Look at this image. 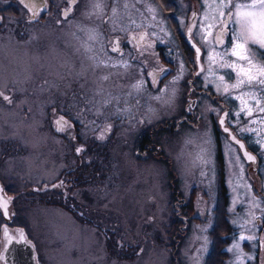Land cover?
I'll return each mask as SVG.
<instances>
[{
  "label": "rangeland",
  "instance_id": "1",
  "mask_svg": "<svg viewBox=\"0 0 264 264\" xmlns=\"http://www.w3.org/2000/svg\"><path fill=\"white\" fill-rule=\"evenodd\" d=\"M97 2L98 0H77L74 6L82 12L84 18H95L93 25L83 28L85 37L101 33V22L94 8ZM110 4L111 10H103L101 14L110 16L103 21V26L109 27L111 23L117 21V29L112 30V34L125 36L130 31L132 8L139 15L146 12L162 14L153 4L144 0H117L116 4L124 9V12L112 18L113 9L116 10L114 0H110ZM61 5H65V0H53L54 10L60 11ZM179 5L181 7V4ZM15 14L18 15L17 5L10 13V15ZM10 15L6 16V20L11 18ZM87 22L90 25L89 20ZM61 24L62 32L66 29L72 34L74 32L72 27L80 22L77 16H70ZM29 25L38 26L34 22ZM233 29H238V25L233 24L230 37L226 39L223 47L207 51L206 59L224 50H231ZM49 30H55L54 24H51ZM203 35L201 31L202 39ZM38 37L41 35L28 34L23 40L10 41L8 36L2 34L0 28V91L8 93L6 95L12 100L8 103L0 97V131L2 132L0 136L10 137V145H17V150L9 153L15 159V173L4 169L7 173L0 172V179L3 176L8 187L12 189L10 193L14 196L16 217L26 223L31 219L37 221L33 223V232L30 233L34 236L39 264H168L169 251L159 240L165 233L160 235L159 231L162 222L168 219L166 208L171 202L172 195L173 198L175 195L172 194L170 183L175 191L178 190L182 194L187 203L193 198L189 190L192 187L194 189L195 208L184 205L186 207L183 209L187 222L194 224L186 231L185 242L180 246L183 262L202 264L201 257L208 248L205 234H208L207 228L214 222L217 203L215 188L223 184L227 198L224 208L226 229L221 224L222 227L218 231L229 234L225 250L227 255L230 253V258L227 261L225 259V264H258L264 240V123H261L264 113L254 110L251 116L245 114L237 116L236 113L240 111V101L234 97L240 90H232L228 121L234 128V133L254 154V171L249 170L251 163L241 158L228 135L221 131L218 132V136L215 135L208 123L211 120L213 126L216 124L214 118L216 111L212 108L211 113L201 114L202 124L195 128L179 126L175 132L163 129L154 131L152 137L158 139L164 158L155 157L150 151L146 154L150 156V161L145 163L136 162L146 155L136 153L135 149L138 134L147 132L154 116L151 114L144 125H139L130 120L125 121L124 116H121V122L118 123L114 121L115 116L97 115L96 117L104 123L112 121L111 132L107 136L104 134L103 139L97 140L98 161L87 162H93L94 166L98 162L99 168L103 163L106 168H103V171L100 169V172H103L104 178L98 185V195L90 191L89 185L84 189L75 188L73 192L76 199L73 202L77 203V207L75 212H70L60 206L64 201L67 204L65 199L67 186L63 171L67 165L72 166L78 161L70 160L73 150L63 156L56 153L55 149L58 140H66L69 133L78 137V134L71 129L72 118L76 117L74 114L76 112L65 103L67 86L65 79L61 77L64 74L65 64L55 61L54 56H62L74 42L68 37L63 43V49H59L57 44H52L53 54H42L33 44ZM103 41L104 39L101 38L90 43L92 47H97ZM32 44L34 50L30 48ZM256 46L264 51V48ZM249 53L254 63L264 65L250 48ZM233 59L235 57H230L226 62L230 63ZM216 60L219 63L218 56ZM54 65L55 72L50 69ZM210 67L206 66L202 76L208 74L207 69ZM212 71L218 83L221 76L226 83L227 80H230V84L235 82L236 75L229 69L223 70L217 65L212 66ZM70 83V92L74 94L71 97H78L77 86H73L72 80ZM217 85L213 83L215 89ZM25 88L31 92L26 93ZM253 91L258 97L264 95L258 88H254ZM36 92L42 94V103L37 104L36 107L37 115L34 117L30 115L28 119L19 118L20 114L26 116L31 112V98L27 95ZM217 93L223 98L221 92L217 91ZM75 99L79 102V98ZM224 99L226 100L227 97ZM261 104L264 105V99L261 100ZM205 105V101L200 99L203 110ZM250 107L255 108V105L250 103ZM39 110L40 115H38ZM61 119L66 122L60 125L63 130L53 129L52 125H56ZM69 128L71 131H68ZM243 129L255 131H242ZM108 139L113 143L108 145ZM17 141L21 144L19 145ZM3 142L5 141L2 140L0 143V158ZM218 149L221 153L219 162L215 156ZM124 153L126 155H121ZM165 157L169 160V165ZM3 158L4 156L2 160ZM107 160L111 161L104 163ZM8 165L9 160H6L3 168ZM168 166L173 174L168 171ZM113 168L119 171L116 181V171ZM219 168L221 179L217 177ZM0 170L2 171V167ZM74 173L75 170L71 169L70 174ZM96 176L97 173L93 171L88 180ZM32 188L41 191L40 196L43 199L48 197L49 204H45L47 203L45 200L40 202L39 194ZM181 200L176 198V203ZM13 205L10 202L8 208ZM177 210L181 211L180 208ZM170 223L171 220L167 224ZM101 225L113 227V230L108 228L101 231L103 227ZM109 230L114 237H118L117 251L115 253L112 251L111 254L105 250V232H110ZM241 236L253 237V239L241 240ZM109 239L111 240V236ZM256 240H259L261 246L257 260L254 255ZM236 244H239V248L234 247Z\"/></svg>",
  "mask_w": 264,
  "mask_h": 264
},
{
  "label": "flooded vegetation",
  "instance_id": "2",
  "mask_svg": "<svg viewBox=\"0 0 264 264\" xmlns=\"http://www.w3.org/2000/svg\"><path fill=\"white\" fill-rule=\"evenodd\" d=\"M144 1L153 4L162 14L146 12L143 15H139L135 9H130L132 18L129 24L131 29L124 36L112 34V30L117 29V21L111 23L109 27L103 26V21L110 16L102 15V12L98 13L96 11L101 22V33L95 35L96 40H89L88 37H85L82 30L93 25L95 18H84L82 12L74 8L77 0H74V2L73 0H65V5L60 6V11L54 10L53 0H44L43 3L40 0H24V3L19 0V5L24 11L18 9V15H10L11 12L8 13L4 9L6 5L4 0H2V26L0 28L2 29V34L5 37L8 36L10 41L23 40L27 38L28 34L41 35V37L35 39L33 44L36 46V50L42 54H53L51 50L52 44H57L59 49H63V43L67 41L68 37L74 42L71 48L69 49L68 47L62 56H54L55 61L65 64L64 74L61 76L65 79L67 86L65 103L76 112L74 113L76 117L72 118L73 126L71 129L78 134V137L69 133V137L66 140H58L57 149H55L56 153L63 156L68 155L73 150L70 160L78 161L72 166L67 165L63 171V178L67 186L65 198L69 199L70 203L71 199H76L73 190L78 187H83L84 189L89 185L90 191L98 195L100 182L89 181L81 183L80 181V177L86 176V162L98 161L97 140L100 139L99 137L102 133L104 136V134H108L111 131L112 121L104 123L96 117L97 115L115 116L114 121L118 123L121 122V116H124L125 121L130 120L139 125H144L152 114L154 116L152 124L149 125L147 132L138 134L137 148L135 149L136 153L146 155L150 151L156 150L159 153L161 150L158 139H153L152 137L153 131L161 130L166 126L168 130H171L180 124L193 126L198 119L195 115L205 112L211 113L215 105L219 109L216 119L220 112L226 109L224 98H230V96L223 95V100L215 97L216 93L210 87L213 75L208 73L206 76L200 77V74L206 71V66L216 67L218 63H213L211 60L205 63V60H202L199 66L198 62L200 61L195 56L191 41L192 39L197 42L193 34L195 30L201 29L205 13H211L212 9L208 5L211 4L212 0ZM243 1L251 0H235V3L244 4ZM116 2L117 0H114L116 14L112 18L118 17L124 12V9L119 8ZM218 2L219 0H217ZM25 3L36 5L34 18L33 12L25 7ZM102 4L104 11L111 10L110 0H103ZM179 4H181V7ZM69 8L71 11L65 17L64 12ZM194 13L196 14L195 16L193 15ZM7 15H10L11 18L6 20ZM70 16H77L80 22V24L72 27L74 31L72 34L66 29L65 32H62L63 26L61 24L63 20ZM88 20L90 25L87 24ZM33 22L38 24V26L29 25V23ZM212 22L209 21V23ZM51 24H54V31L49 30ZM219 26V22L216 23L212 37H214V32ZM141 34H146L143 41L139 40ZM151 34L157 36L151 37ZM132 37H136V39L133 40ZM101 38L104 41L99 46L92 47L90 42L99 41ZM117 40L119 41V51L114 52L112 48L116 46L115 41ZM95 48L98 49L93 51L92 49ZM190 48L193 50V57H184V54L189 55ZM101 61L104 63H101ZM124 62L127 63V67L123 66ZM50 69L55 72V65L50 67ZM165 69L167 71H164ZM225 69L227 68H223V70ZM149 73H155V78L153 79ZM178 76L179 79H176ZM70 80H72L73 86H77L79 96H75V98H79V102L71 97L74 94L70 92ZM227 83L230 85V80H227ZM138 84L141 85L140 88L136 87ZM41 96L42 94L33 101L32 111L30 112L32 117L37 115L36 107L37 104L42 103ZM200 99L205 101L204 110L200 106ZM38 115H40V110ZM223 116L224 112L220 115V122ZM178 118L180 120L176 123L175 121ZM35 120L37 118L34 119V123L36 122ZM169 121H172V123ZM225 121H227V116H225L223 125L229 127ZM60 125L57 123L52 125V128L61 131L63 129ZM109 128L110 130L106 131ZM221 128L218 124L215 126L216 130L228 135V130L223 131ZM71 129L69 128L68 131H71ZM4 141L2 143L3 164L6 160H9V165L4 169L15 173V159L9 153L16 151L17 145H10L11 143ZM12 146L15 147L12 148ZM78 148L82 149V151L77 152ZM159 155L162 156L163 153ZM146 161H150L149 155L137 159L136 162L145 163ZM250 167L255 169V165L253 167L250 165ZM71 169L75 170L72 175L70 174ZM8 188L12 190L10 187ZM7 198L9 204L12 194L5 189L2 192V186H0V202L7 201ZM176 198L180 199L181 197L176 196ZM193 199L194 195L190 203L181 201L179 204L195 208ZM8 209L7 207V215H4L3 209H0L1 241L2 222L5 221L4 223L9 227L16 226V219H2V215L6 217L12 213ZM109 223L111 224V222ZM186 226L189 227L187 223L181 224L182 229ZM103 227L104 230L108 228L113 230V227ZM3 237H5L4 234ZM12 239L15 242L9 245L13 249L12 252L26 256L29 246L23 242H16L20 241L18 236L12 235ZM111 240L118 242V237H114V234H112ZM0 256H2V248ZM0 264H2V260H0ZM3 264H5V258L3 259Z\"/></svg>",
  "mask_w": 264,
  "mask_h": 264
},
{
  "label": "snow or ice",
  "instance_id": "3",
  "mask_svg": "<svg viewBox=\"0 0 264 264\" xmlns=\"http://www.w3.org/2000/svg\"><path fill=\"white\" fill-rule=\"evenodd\" d=\"M21 2L24 3V0H21ZM40 2L43 3V0H40ZM25 7L28 8L29 11L33 12L34 18L36 15L34 10L36 5L25 3ZM208 7L212 9V11L211 13H205L204 23L201 26V30L204 33L203 40L205 43H208L209 36H212L211 29L216 27V23H209V21H218L220 25V31L215 34L211 41L214 46L222 45L224 43L223 37L228 30L229 24L238 25V29L232 30L233 43L231 50H224L223 52L216 53L215 56L210 57V60L213 63H217L216 56H218V67L227 68L236 75L235 82L230 85L224 81L223 76L219 77L220 85H217V91L221 92L222 95L231 96L232 90H240L239 94L234 97L236 100L240 101V111L236 113L237 116L240 114L251 116L254 110L259 113H264V105L261 104V100L264 99V95L258 97L256 92L253 91L254 88H258L261 93H264V65H258L253 62L248 47V45L251 43L252 45H258L259 47L264 48V0H251V3L245 4L235 3V0H219L218 3L217 0H212ZM94 8L96 11L102 12V0H98V2L94 5ZM70 11V8L65 10L64 16L67 17ZM115 14L116 10L113 9V15ZM193 15L195 16L196 14L194 13ZM145 35L146 34H141L139 40L143 41ZM88 38L89 40H96L95 35H89ZM132 39L135 40L136 37H132ZM115 44L116 46L112 48V51L114 52L119 51V41H115ZM196 51L199 53L200 50L197 48ZM230 57H235V59L231 60L230 63L226 62ZM101 63L104 62L101 61ZM123 66L127 67V63L124 62ZM164 71L167 70L165 69ZM181 71H183V69H181ZM149 75L152 76L153 79L155 78V73H149ZM105 79H107V77H105ZM176 79H179V76ZM136 87L140 88L141 85L138 84ZM0 97H2V99L8 103L12 102L11 97L5 95L2 91H0ZM250 103H253L255 108L250 107ZM223 122V118H221V124H223ZM57 123L63 125L66 122L61 119L57 121ZM261 123H264V118L261 119ZM108 130H110V128L106 129V131ZM225 131H227V129H225ZM242 131L255 130L243 129ZM99 138H104L103 133ZM233 139H235V137H233ZM237 143H239V141H237ZM241 147H243V145H241ZM80 151H82V149L78 148L77 152ZM246 156L249 160L255 159L247 153ZM7 207V201L0 202V209H3L4 215H7ZM4 236L7 240V243L10 244L14 242L7 228L4 229ZM240 239H253V237L241 236ZM23 241L24 236L21 231L20 241L16 242ZM234 247L239 248V244L234 245ZM2 259H4V257L0 256V260Z\"/></svg>",
  "mask_w": 264,
  "mask_h": 264
},
{
  "label": "trees",
  "instance_id": "4",
  "mask_svg": "<svg viewBox=\"0 0 264 264\" xmlns=\"http://www.w3.org/2000/svg\"><path fill=\"white\" fill-rule=\"evenodd\" d=\"M13 4H10L9 2L6 3L5 8L9 11L12 10ZM95 170V166L93 162H86V176L80 177V180L84 179L86 182L92 181L88 180L91 177L92 172ZM193 190H191L189 193L193 195ZM179 196L182 194L178 191ZM173 199V195H172ZM63 207H66L70 211H72L71 208L64 202L60 204ZM186 206L183 207V205H179L178 208L181 209L177 210L175 206H173V202L171 201L170 204H168L166 211L168 212L166 214L167 220L162 222L161 224V231L160 235H163V246L169 251L168 254V264H185L180 256V246L183 243V235L179 233L181 223V217L179 216V213H185L183 210ZM225 199L224 196H222L221 191H217V203L215 207V213H214V222L210 227L208 228V238H209V247L206 252V254L203 257L202 264H225V259L227 257L226 250L223 249V247L226 245L228 241V236L224 235L225 233L219 232L218 229L221 228V224H226V218H225ZM165 211V212H166ZM171 220L170 224H167L168 221ZM226 229V227H225ZM158 233V230H157ZM105 234L108 236H105V250L108 251L110 254L113 251L114 253L117 251V242L110 240L109 237L112 235L111 231H106ZM114 242V244H113ZM114 247V248H113Z\"/></svg>",
  "mask_w": 264,
  "mask_h": 264
},
{
  "label": "water",
  "instance_id": "5",
  "mask_svg": "<svg viewBox=\"0 0 264 264\" xmlns=\"http://www.w3.org/2000/svg\"><path fill=\"white\" fill-rule=\"evenodd\" d=\"M242 149L243 153H247L251 156H253L252 153H250V151L248 150H245L244 148H240ZM7 250V249H6ZM5 250V254L3 256V253H2V256L5 258L6 256V259H7V264H37L36 262V259L34 257V252L32 250V248L28 249L27 252H26V256H23V255H19L18 256V261L16 263V261H12L10 258L12 255H10V250L8 252H6ZM3 252V250H2ZM263 256H264V252H263ZM263 264H264V260H263Z\"/></svg>",
  "mask_w": 264,
  "mask_h": 264
}]
</instances>
